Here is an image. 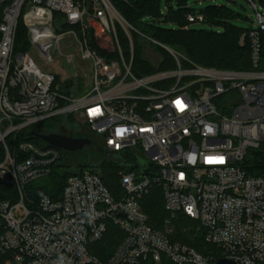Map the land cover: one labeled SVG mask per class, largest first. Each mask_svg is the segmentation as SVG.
Wrapping results in <instances>:
<instances>
[{
  "label": "built area",
  "instance_id": "built-area-1",
  "mask_svg": "<svg viewBox=\"0 0 264 264\" xmlns=\"http://www.w3.org/2000/svg\"><path fill=\"white\" fill-rule=\"evenodd\" d=\"M247 1L256 11L242 37L250 42L252 70L235 72L193 64L136 30L111 0H0V264H264V174L249 172L264 155V13ZM187 21L204 24L206 17L191 14ZM21 23L26 52L16 51ZM66 36L76 39L88 65L86 71L74 55L66 57L75 77L82 70L89 79L79 98L59 93L56 75L30 53L36 49L53 63ZM134 36L167 50L176 69L138 73ZM75 114L101 147L128 163L118 199L89 171L69 177L61 200L33 190L66 151L29 139L45 134L42 122ZM155 187L165 210L199 222L222 258L173 243L151 226L144 200ZM109 225L123 239L103 262L90 249Z\"/></svg>",
  "mask_w": 264,
  "mask_h": 264
},
{
  "label": "trees",
  "instance_id": "trees-1",
  "mask_svg": "<svg viewBox=\"0 0 264 264\" xmlns=\"http://www.w3.org/2000/svg\"><path fill=\"white\" fill-rule=\"evenodd\" d=\"M111 2L124 19L136 30L172 49L195 65L223 71L248 72L252 70L249 39L245 37L242 42V37L249 32L250 28L241 30L235 27L231 22L234 18V13L225 6H208L199 13L206 17L204 24L223 28L221 32H212L190 29L192 24L188 23L187 16L196 15L197 13L188 6V0H177V7H169L165 16H162L161 13L160 0H111ZM146 18L153 20L162 19L164 23L174 25L177 28L164 29L154 23L144 22ZM62 27L64 30L72 28L65 24ZM121 41L125 54L128 55V42L123 33L121 34ZM141 48L139 46L135 48L133 64V68L141 75L152 74L157 70L170 71L176 69L177 64L167 50L159 47L161 62L157 67H154L144 60ZM29 49L28 32L24 24L21 23L17 32L16 51L26 52ZM139 56L141 57L140 61L138 60ZM183 65L190 67L187 62H183ZM262 70H264V65ZM59 83V79L56 76V85ZM70 86L72 84L67 85L66 89L69 90ZM63 95L72 96L65 92H63ZM59 104L63 106L65 102L60 101ZM73 119L74 117L71 115L44 121L39 124L40 132L65 135L66 130L64 129H67V125L73 126ZM71 137L90 139L86 134ZM29 141L35 144H42L41 141L34 137L29 139ZM124 163L120 155L111 154L101 147L100 144L96 145L94 143V145L76 153L63 152L61 162L54 166L51 175L39 183L33 184L32 188L37 196L47 195L52 200L58 201L62 199L69 177L89 171L98 174L104 186L118 199L123 192L120 174L130 169ZM249 172L252 175L264 174V155L257 154ZM144 210L149 216L151 226L155 229L160 231L173 230L171 242L190 246L204 256H213L216 259L222 258L221 252L217 247L206 243L205 230L199 222L188 220L182 214L171 215L165 210L159 188H154L151 194L146 197ZM122 239L123 233L116 226L109 225L104 239L95 245L97 251L94 254L105 262L113 255Z\"/></svg>",
  "mask_w": 264,
  "mask_h": 264
},
{
  "label": "rangeland",
  "instance_id": "rangeland-1",
  "mask_svg": "<svg viewBox=\"0 0 264 264\" xmlns=\"http://www.w3.org/2000/svg\"><path fill=\"white\" fill-rule=\"evenodd\" d=\"M254 3L259 8L258 10L264 13V0H254ZM160 5L162 16H165L169 7H177V0H160ZM188 6L191 7L197 14H199L208 6H225L234 13V18L231 20L232 24L241 30H248L252 26V20L256 16V11L254 7L247 0H188ZM144 22L149 24L154 23L156 26L162 27L164 29L177 28L174 25L164 23L162 19L153 20L150 18H146ZM190 29L221 32L223 28L221 26L216 25L196 23L192 24ZM134 42L136 46H142L141 49L143 58L146 61L148 60V62L154 65V67L161 62V58L159 55V45L155 44L154 42L144 44L145 42L139 41L136 36H134ZM30 53L31 57L36 62V64L42 69V71L53 73L58 77L60 83L57 84L56 88L59 93H69L76 98L82 97L87 93V88H85L84 86H87L86 82H89V79H86L84 77L82 70H79V76H77L78 78L75 77L73 70L71 69V67L67 66L66 63V57L74 55L76 57V63L79 65V67L88 71V65L80 59L79 47L77 45L76 39H74L72 36H66L61 41L60 45L54 50L53 63H48L45 59H43L36 49L31 48ZM138 60H141L140 56L138 57ZM70 84H72V86H70L69 90L66 89V86ZM216 105L219 107V109H221L220 102H217ZM73 117V126L67 125V129H64L66 130V134H64L68 137L77 136L79 134H86L96 145H99V136L96 133L92 132L87 126V124L82 119H80L77 114H75ZM39 182L40 181H38L37 183ZM163 232L166 233L169 239L171 240L173 230L171 231V229H169ZM90 250L92 253H94L95 251H97V247L94 245L93 247H91ZM162 264L172 263L164 260Z\"/></svg>",
  "mask_w": 264,
  "mask_h": 264
},
{
  "label": "water",
  "instance_id": "water-1",
  "mask_svg": "<svg viewBox=\"0 0 264 264\" xmlns=\"http://www.w3.org/2000/svg\"><path fill=\"white\" fill-rule=\"evenodd\" d=\"M36 139L60 151H66L70 153H76L82 151L86 147H90L94 145V142L88 138H74V137L63 136L56 133L38 134ZM124 165L127 166L128 163L125 162ZM31 197L33 199L34 195H31ZM215 264H236V263L229 261L227 259H220Z\"/></svg>",
  "mask_w": 264,
  "mask_h": 264
},
{
  "label": "clouds",
  "instance_id": "clouds-1",
  "mask_svg": "<svg viewBox=\"0 0 264 264\" xmlns=\"http://www.w3.org/2000/svg\"><path fill=\"white\" fill-rule=\"evenodd\" d=\"M97 111H99V110H97ZM93 114H95V113H93ZM123 131H124L123 129H118V132H119L120 135L123 134ZM208 131L211 132L212 129L209 128ZM217 162H219V163H223V162H224V158H223V157H219V159H218ZM188 211H191V209H188Z\"/></svg>",
  "mask_w": 264,
  "mask_h": 264
},
{
  "label": "snow or ice",
  "instance_id": "snow-or-ice-1",
  "mask_svg": "<svg viewBox=\"0 0 264 264\" xmlns=\"http://www.w3.org/2000/svg\"><path fill=\"white\" fill-rule=\"evenodd\" d=\"M177 106H178L179 108H181V110H182L183 107H184V105H183L182 102H180V101H177Z\"/></svg>",
  "mask_w": 264,
  "mask_h": 264
}]
</instances>
